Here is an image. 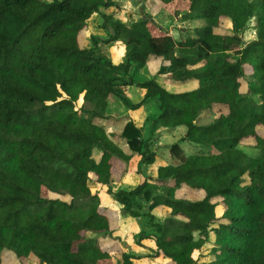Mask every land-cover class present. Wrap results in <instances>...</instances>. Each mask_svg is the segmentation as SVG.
Instances as JSON below:
<instances>
[{
  "label": "trees",
  "instance_id": "1",
  "mask_svg": "<svg viewBox=\"0 0 264 264\" xmlns=\"http://www.w3.org/2000/svg\"><path fill=\"white\" fill-rule=\"evenodd\" d=\"M158 1L204 25L176 40L148 19H114L105 12L112 0H0V259L9 251L18 264H108L97 238L119 226L101 212L92 182L147 228L133 235L146 254L122 252L121 264H197L205 248V264H264V138L257 133L264 127V0ZM94 15L98 34L81 47L79 34ZM251 20L255 39L244 43ZM116 42L122 60L98 56V45ZM152 58L167 63L166 80L196 88L172 93L154 78L140 81ZM121 88L142 97L133 102ZM111 100L131 112L155 107L144 123L123 127L130 154L100 123L111 118ZM211 110L218 117L199 125ZM157 125L186 132L168 147L174 163L158 167L151 183L142 167L155 163ZM182 142L196 151L186 155ZM135 160L140 183L116 187V164ZM154 185L165 192L153 193ZM182 186L203 199L175 198ZM138 197L149 203L147 213L137 209ZM154 209L166 218L157 220Z\"/></svg>",
  "mask_w": 264,
  "mask_h": 264
},
{
  "label": "rangeland",
  "instance_id": "2",
  "mask_svg": "<svg viewBox=\"0 0 264 264\" xmlns=\"http://www.w3.org/2000/svg\"><path fill=\"white\" fill-rule=\"evenodd\" d=\"M49 1V0H46ZM114 3L112 7L108 8L105 12L106 14L112 15L114 19L120 20L123 23H133L143 19H148L152 21L161 30L167 31L174 39L179 40L181 38L182 32H191L193 29L202 27L204 21L200 19H186L184 18V13L181 11L173 12L174 8L170 10L158 0H112ZM100 17L94 15L88 21V27L84 29L78 37L79 44L81 47H91L90 37L96 35V28L100 24ZM255 20H251L248 24L247 29L242 36L244 43L250 42L255 38ZM124 47L121 42H116L111 45H98V56L105 57L114 61L122 60L124 57ZM167 63L162 59H152L146 65V68L139 71L138 78L140 81H146L154 78L160 85H162L168 92H182L187 90H192L196 88V83H190L184 86H177L174 83L166 80L167 73L162 72V68L166 66ZM250 71L247 70L245 80L250 81ZM124 95L133 102H138L143 92L138 91L134 88H121ZM258 100V99H257ZM111 118L105 121H100L105 127V131L109 135H120L122 129L127 121L131 118L144 123V120L148 115H151L155 111V107L151 104L141 107L136 111H128L122 107L120 103L111 100L110 104ZM199 119V125H208L214 119L218 117V114L211 110L207 114H202ZM184 127L171 128L168 126H155L151 131L150 147L151 150L156 153L155 163L149 167H142L143 175L147 176L149 181L153 183L155 181V175L157 168L164 165H170L174 163V160L168 150V147L173 143L179 142L181 138L185 135L186 130ZM264 136V132H260ZM112 140L126 153L130 154L129 149L124 144V141L118 136L112 138ZM123 147V148H122ZM181 147L186 155L193 154L197 148L189 145L187 142H182ZM248 148L251 146L240 145V149L247 154L254 156L255 151H250ZM123 151V152H124ZM124 152V153H125ZM254 152V153H253ZM114 173L118 179H116L114 185L116 187H123L125 189H134L140 183L141 175L136 173V160L131 165V163H117L114 167ZM122 177V178H121ZM120 180V181H119ZM89 187L92 192L97 193L101 200L100 209H110L111 211H117L118 220L120 224L119 230L110 236H101L97 238V241L102 246L108 244L109 247L115 245L119 247L120 252H115L111 255V260L108 264H121V251H133L132 248L136 246L133 241V235L138 233L140 229H147L144 221L141 219H132L123 215V208L120 205H115L113 200L106 194V189H99L92 182L89 183ZM153 193L161 194L164 193V189L160 186H150ZM204 197L202 191H195L182 186L179 190L175 192V198L188 201H200ZM137 209L140 213H147L149 211V203L145 201L142 197H138ZM157 220L163 221L166 216L162 209H154L151 212ZM212 229H208L206 235H210ZM212 235V234H211ZM137 248V247H136ZM206 248L197 255L198 263L205 264L206 260L204 257L206 254ZM0 264H18L15 256L9 251H4L1 255Z\"/></svg>",
  "mask_w": 264,
  "mask_h": 264
},
{
  "label": "crops",
  "instance_id": "3",
  "mask_svg": "<svg viewBox=\"0 0 264 264\" xmlns=\"http://www.w3.org/2000/svg\"><path fill=\"white\" fill-rule=\"evenodd\" d=\"M255 38H253L252 40H254ZM153 59V58H152ZM151 59V60H152ZM150 60V61H151ZM131 119H133V118H131ZM133 120H135V119H133ZM136 121V120H135ZM139 122V121H138ZM141 123V122H140ZM125 126V125H124ZM183 130H186L185 128L183 129ZM260 132H264V127H258L257 128V133H258V135L260 136V137H263L264 138V136L263 135H261L260 134ZM115 136H118V138H119V135H115ZM124 141V140H123ZM124 144H125V141H124ZM125 146L127 147V145L125 144ZM123 148V147H122ZM244 148H246V146H244ZM127 149H128V147H127ZM250 151H252L253 149L252 148H248ZM123 151H124V149H123ZM129 151V150H128ZM253 151H255L256 152V154H257V151L256 150H253ZM125 152V151H124ZM126 153V152H125ZM254 153V152H253ZM126 154H129V153H126ZM255 154V155H256ZM249 155V154H248ZM122 178V177H121ZM120 181V180H119ZM122 185V184H121ZM121 185H120V189H125V188H123V187H121ZM125 190H129V189H125ZM114 204L115 205H118V204H116L115 202H114ZM101 210V212H103V213H105V214H107V216H109V217H112L115 221H116V224L119 226V228H120V224L117 222V220H118V214L116 213L117 211H111L110 209H100ZM101 245V244H100ZM102 246V245H101ZM103 249L104 250H106V251H109V253H110V256L113 254V253H115V252H120V249H119V247H116L115 245H112V246H110L109 247V245L108 244H104L103 246ZM137 247V248H136ZM132 250L133 251H130V253H132V254H135V255H145L146 254V251H144V249H142V248H140V247H138V246H134L133 248H132ZM121 252H128V251H121ZM120 255H121V253H120ZM141 264H160V261H158V260H150V259H147V260H145V261H143Z\"/></svg>",
  "mask_w": 264,
  "mask_h": 264
}]
</instances>
